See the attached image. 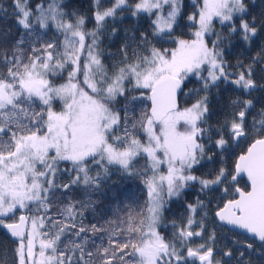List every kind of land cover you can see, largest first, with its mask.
Here are the masks:
<instances>
[{
	"label": "snow or ice",
	"instance_id": "snow-or-ice-1",
	"mask_svg": "<svg viewBox=\"0 0 264 264\" xmlns=\"http://www.w3.org/2000/svg\"><path fill=\"white\" fill-rule=\"evenodd\" d=\"M13 6L21 32L0 48V231L14 245L4 264L9 254L12 264H230L237 252L243 264L255 243L264 255V104L247 98L264 93V76L255 79L264 46L236 73L225 58L233 41H264V11L251 15L248 0H192L185 39L175 35L184 0H92L91 30L64 0ZM125 11L147 17L150 31H126L108 66L105 26ZM110 37L121 39L115 23ZM165 41L173 46H156ZM193 77L200 86L187 89ZM222 83L235 96L214 111ZM113 175V185L139 181L142 203L133 196L122 216L86 225ZM192 188L194 202L165 236L164 213ZM221 230L246 242L217 260Z\"/></svg>",
	"mask_w": 264,
	"mask_h": 264
},
{
	"label": "trees",
	"instance_id": "trees-1",
	"mask_svg": "<svg viewBox=\"0 0 264 264\" xmlns=\"http://www.w3.org/2000/svg\"><path fill=\"white\" fill-rule=\"evenodd\" d=\"M32 6L34 7L36 3L41 2V0H30ZM113 0H103V4L105 7L111 6ZM64 3L67 5V11H78L81 14H85L87 16L86 29L91 30L95 21L92 18V0H64ZM249 6L251 8V15L259 16L260 12L264 11V0H255V6H252V0H248ZM185 4V16L180 21V27L176 29L175 35L181 38H190L192 33V27L189 26L187 21V14H190L194 9L192 8V3L190 0H184ZM0 6L7 10L8 15L5 16L4 12H0V48H11L12 43L15 39L19 38L21 29L16 25L15 18L13 16V0H0ZM115 23L116 27L119 29V36L121 39L111 38L110 32L112 24ZM139 32V31H150V20L147 17H142L139 20L131 17V14L127 11L118 13V16L115 21L110 20L104 30V34L102 36V43L100 45L104 56V63L108 66L113 62V56L109 55L114 54L118 59V48L120 46L121 40L125 35V32ZM52 33H49L48 36L45 37V40L51 39ZM155 43V41H153ZM157 47H172L173 45L169 42H163L156 44ZM261 46H264V41H257L250 47H245L241 45L238 41H233L231 46H226L225 58L230 65V71L236 73L241 71L239 67H237L238 61L242 62L245 66L251 63L252 57L255 56L258 52H260ZM262 65H255L256 75L255 79L258 81L261 80V77L264 76V73L261 72ZM63 79L57 80V83H62ZM199 81H197L194 77L192 78V82L188 83L187 89L198 88ZM185 89V91H187ZM219 97L216 96V90H212V103L210 108L214 111L218 110V108L223 105L227 106L228 99L230 96H235L232 88L230 86H226L223 83L220 85L219 89ZM249 99H253L256 102L257 109L264 104V93L256 91L249 97ZM182 100L186 99V97H181ZM124 101L121 100L120 104L117 105V108H120L123 105ZM57 110H59V103L55 105ZM140 113V107L136 108L135 116L138 118ZM216 117H213V120ZM247 145H243L246 147ZM239 152V150H237ZM231 159L229 160V164H231ZM141 164L144 163L143 160L140 161ZM112 181H117V176L113 175L112 179L108 181V184L103 188L102 195H99L98 204L96 210L89 209L85 212L84 215V223L87 225L89 223L99 222L100 224H105L106 220H115L117 216H122L123 213L119 211V209L124 207V203L127 200H130L133 196L138 198L140 202L143 201V193L139 190L140 184L139 181H123L117 182L116 184H112ZM245 181L241 180V185ZM125 192H128V195H125ZM196 195V189H188L186 190L184 197L180 200H174L170 206L169 210L164 213V224L161 226V232L165 236H171L172 228L171 221L175 220L177 223L180 222L182 217L186 214L184 204L194 202ZM164 225H167L165 227ZM106 226V225H105ZM207 238L205 234V239ZM216 241H222V249H225V246L228 248L236 249L240 247L241 244L245 243V236L242 234L234 235L231 232L218 231L216 234ZM234 241H239V244L234 243ZM250 242V240L248 239ZM199 239L194 242L199 243ZM216 242V243H217ZM228 243V244H227ZM14 247L4 235L2 231H0V264H4L3 258V250L11 249ZM259 244L255 243L254 248L257 249L255 251H246L245 257H243V264H264V255H261L259 249ZM244 251L243 248L240 249ZM241 259L239 257V252L236 253V256L231 259L234 264H237V261ZM7 264H12L11 255L7 257Z\"/></svg>",
	"mask_w": 264,
	"mask_h": 264
},
{
	"label": "flooded vegetation",
	"instance_id": "flooded-vegetation-1",
	"mask_svg": "<svg viewBox=\"0 0 264 264\" xmlns=\"http://www.w3.org/2000/svg\"><path fill=\"white\" fill-rule=\"evenodd\" d=\"M221 30H219V31H224V29L221 27L220 28ZM263 66V65H262ZM17 215H19V213H17ZM250 240V239H249ZM228 244V243H227ZM216 249H217V254H216V259L217 260H222V259H227V258H223L221 255H220V251L221 250H224V249H222V247H223V245H222V241H218L217 243H216ZM230 264H234L233 263V261H230Z\"/></svg>",
	"mask_w": 264,
	"mask_h": 264
},
{
	"label": "rangeland",
	"instance_id": "rangeland-1",
	"mask_svg": "<svg viewBox=\"0 0 264 264\" xmlns=\"http://www.w3.org/2000/svg\"><path fill=\"white\" fill-rule=\"evenodd\" d=\"M190 2L192 3V0H190ZM222 26L217 22L216 24H215V30L217 31V32H221V31H219V30H221L220 28H221ZM195 29L194 28H192V31H194ZM209 39H215V37L214 36H212V37H210ZM66 72L64 73V75L66 76ZM199 85H200V83H199Z\"/></svg>",
	"mask_w": 264,
	"mask_h": 264
},
{
	"label": "water",
	"instance_id": "water-1",
	"mask_svg": "<svg viewBox=\"0 0 264 264\" xmlns=\"http://www.w3.org/2000/svg\"><path fill=\"white\" fill-rule=\"evenodd\" d=\"M263 66H264V65H263ZM243 180H244V181H246V177H245V178H243ZM240 234L244 235L243 233H240ZM248 239H250V237H249Z\"/></svg>",
	"mask_w": 264,
	"mask_h": 264
}]
</instances>
